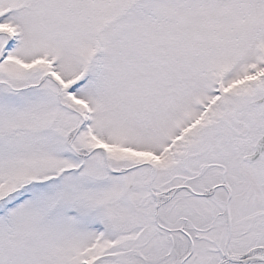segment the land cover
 <instances>
[{"label":"snow or ice","instance_id":"obj_1","mask_svg":"<svg viewBox=\"0 0 264 264\" xmlns=\"http://www.w3.org/2000/svg\"><path fill=\"white\" fill-rule=\"evenodd\" d=\"M0 264H264V0H0Z\"/></svg>","mask_w":264,"mask_h":264}]
</instances>
